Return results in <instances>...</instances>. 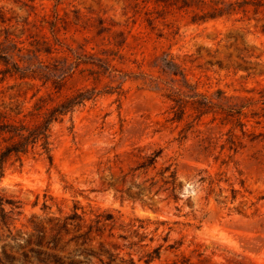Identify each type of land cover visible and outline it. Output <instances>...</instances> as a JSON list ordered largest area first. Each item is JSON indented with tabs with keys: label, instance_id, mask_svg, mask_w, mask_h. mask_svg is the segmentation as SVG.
<instances>
[{
	"label": "rangeland",
	"instance_id": "374dc122",
	"mask_svg": "<svg viewBox=\"0 0 264 264\" xmlns=\"http://www.w3.org/2000/svg\"><path fill=\"white\" fill-rule=\"evenodd\" d=\"M176 1L0 0V113L34 123L89 97L52 124V161L37 148L0 177L23 206L17 230L33 232L38 215L50 238L48 218L84 216L42 250H85L91 264H264V0ZM177 93L241 114L201 116L187 98L176 121ZM173 171L176 190L164 183ZM7 234L0 258L7 245L12 264H39Z\"/></svg>",
	"mask_w": 264,
	"mask_h": 264
},
{
	"label": "trees",
	"instance_id": "16d2710c",
	"mask_svg": "<svg viewBox=\"0 0 264 264\" xmlns=\"http://www.w3.org/2000/svg\"><path fill=\"white\" fill-rule=\"evenodd\" d=\"M158 3H163L168 6H174L177 4L176 0H157ZM221 8L215 9V15H207L202 17V20L207 21L209 19H214L220 16ZM196 22V21H193ZM0 51V56H3ZM165 66L173 71L178 67L176 63L167 61ZM9 69L5 70V73H9ZM176 74V73H175ZM88 93H74L62 102L58 103L56 106H53L51 109H48L44 114L41 121H36L30 123L26 121V115L20 116L22 112L16 114L15 118H7L3 113H0V177L3 176L5 167L10 161L22 163L23 158L28 156L31 153H34L37 148L42 150V154H46L49 159L52 161L51 156V127L52 124L57 122L61 117L67 115L69 112H73L77 106L83 105L86 100ZM192 99V104H197L198 107L196 110L200 111L201 116L208 114L214 111L215 108H220L222 113L229 117L231 114L238 113L241 114V109L233 108H223L214 104L206 96L194 93L192 95H184L183 93H177V95L172 99L175 103L173 109L174 111V120L182 121L186 114V106L188 100ZM40 108L34 105V110H39ZM161 152L153 153L148 156L144 162H142L138 168H148L155 165L157 158ZM170 169H167L166 172H169ZM176 172L173 171L165 177V184H169L173 190H176ZM22 203L21 201L8 197L3 190L0 189V229L7 231V239H11L15 242V247L23 250V257L25 260L28 259L29 254L35 255L37 262L39 264H91V259L94 255L87 253L85 250H75L73 253H70L68 256H59L55 253H50L42 250L43 247H46L50 250H57L59 248V235L65 231L67 232V227L73 225L75 222L81 223L84 222V216L78 214L77 208L73 211L72 214L67 215L64 218H48L49 223H53L52 230L55 233L54 236L47 238L45 235V229L42 225L43 218L38 215H34L33 218V232L27 234L22 230H17L15 227V221L17 218L22 216ZM44 209H50L44 204ZM113 217L106 216L104 219H98L96 224H100L102 220L109 221ZM75 226L78 227L79 224ZM93 230V226H89L88 231L84 234H80L74 239L76 242L78 240H83L82 244H85L86 237ZM97 230H99L97 228ZM22 241L23 244L18 243ZM9 248L13 249L14 246L9 245ZM158 249H155L154 252L149 253L148 263L153 261L158 257ZM82 254L85 255L84 260L78 259ZM14 257L11 253L8 252L7 245L2 247V257L0 258V264H12ZM102 264H110L103 262ZM128 264H136L133 260H130Z\"/></svg>",
	"mask_w": 264,
	"mask_h": 264
}]
</instances>
